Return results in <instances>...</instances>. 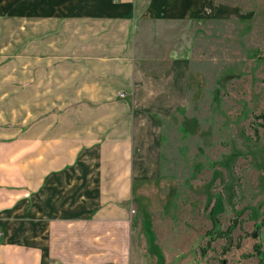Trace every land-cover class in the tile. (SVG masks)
Instances as JSON below:
<instances>
[{"label":"crops","instance_id":"1","mask_svg":"<svg viewBox=\"0 0 264 264\" xmlns=\"http://www.w3.org/2000/svg\"><path fill=\"white\" fill-rule=\"evenodd\" d=\"M216 2L16 0L27 77L0 110V264H161L133 201L156 176L161 119L190 97L191 63L150 75L134 31L211 18Z\"/></svg>","mask_w":264,"mask_h":264},{"label":"rangeland","instance_id":"2","mask_svg":"<svg viewBox=\"0 0 264 264\" xmlns=\"http://www.w3.org/2000/svg\"><path fill=\"white\" fill-rule=\"evenodd\" d=\"M15 3L0 0V110L8 112L13 81L27 77ZM215 4L211 18L142 22L134 31L136 61L150 75L173 59L191 63L190 97L161 119L156 176L138 184L133 201L161 264H259L254 247L264 248V225L256 232L264 223V0ZM234 222L230 239L208 246L214 226L225 232Z\"/></svg>","mask_w":264,"mask_h":264},{"label":"trees","instance_id":"3","mask_svg":"<svg viewBox=\"0 0 264 264\" xmlns=\"http://www.w3.org/2000/svg\"><path fill=\"white\" fill-rule=\"evenodd\" d=\"M262 126L264 127V124ZM213 210L211 211L212 215H213ZM213 221H214V225L216 226L218 224L217 220L214 218ZM263 225H264V223H262L260 226L256 227L257 233L259 232V230L261 229V226H263ZM215 226L213 227L212 230H210L207 233V236L209 237L208 246H211L212 242L215 241L216 239H221V238L230 239V235H231L233 229H235L237 227V224H236V222H234V224H232L227 229V231H225V232L221 231L220 229H218ZM254 237H256V235ZM227 250H228V248L225 249L226 252H227ZM254 251H255V255L259 259V264H264V248H263V246L261 244L255 245ZM222 264H226V263L223 261Z\"/></svg>","mask_w":264,"mask_h":264},{"label":"built area","instance_id":"4","mask_svg":"<svg viewBox=\"0 0 264 264\" xmlns=\"http://www.w3.org/2000/svg\"><path fill=\"white\" fill-rule=\"evenodd\" d=\"M124 96H125L124 94H122V95H121V97H124ZM134 213H135V212H134V211H132V214H134Z\"/></svg>","mask_w":264,"mask_h":264}]
</instances>
